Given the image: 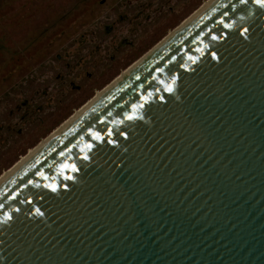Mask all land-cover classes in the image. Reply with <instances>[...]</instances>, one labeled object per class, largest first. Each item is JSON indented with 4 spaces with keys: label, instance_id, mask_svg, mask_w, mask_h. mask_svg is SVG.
<instances>
[{
    "label": "water",
    "instance_id": "1",
    "mask_svg": "<svg viewBox=\"0 0 264 264\" xmlns=\"http://www.w3.org/2000/svg\"><path fill=\"white\" fill-rule=\"evenodd\" d=\"M0 264H264V0H215L3 180Z\"/></svg>",
    "mask_w": 264,
    "mask_h": 264
},
{
    "label": "rangeland",
    "instance_id": "2",
    "mask_svg": "<svg viewBox=\"0 0 264 264\" xmlns=\"http://www.w3.org/2000/svg\"><path fill=\"white\" fill-rule=\"evenodd\" d=\"M207 1L0 0V176Z\"/></svg>",
    "mask_w": 264,
    "mask_h": 264
},
{
    "label": "bare ground",
    "instance_id": "3",
    "mask_svg": "<svg viewBox=\"0 0 264 264\" xmlns=\"http://www.w3.org/2000/svg\"><path fill=\"white\" fill-rule=\"evenodd\" d=\"M215 0H208L204 6L198 10V12L191 18L189 19L183 26H181L180 28H178L176 31L169 33V36L167 37V39L162 42L159 46H157L154 50H152L149 54H147L146 56L143 57L142 61L139 64H135L134 66H132L125 75H123L121 78H119L118 80H115L114 83L112 84L111 88L113 86H115L119 81H121L124 77H126L130 72H132L136 67H138L143 61H145L151 54H153L158 48H160L165 42H167L171 37H173L177 32H179L184 26H186L190 21H192L196 16H198L203 10H205L209 5H211ZM111 88H108V90H110ZM107 92V90H103L102 92H100L96 98H94L83 110H81V112H79L78 114L74 115L73 118L70 120L71 122L78 117L82 112H84L89 106H91L95 101H97L101 96H103L105 93ZM70 123V122H69ZM68 123V124H69ZM67 124V125H68ZM67 125H65L63 128H65ZM62 128V129H63ZM62 129L57 130L56 132L50 134L52 136H50L51 138H53L57 133H59ZM50 138V139H51ZM49 139V140H50ZM48 140V141H49ZM44 141V140H43ZM43 141L41 143H43ZM48 141H45L43 145H45ZM41 146V147H42ZM41 147H39L38 149H36L35 151H33L29 156H27L25 158V160L20 163L19 165H17L16 167L12 168L7 174L4 173L2 174L0 177V183L5 180L11 173H13L19 166H21L27 159H29L35 152H37Z\"/></svg>",
    "mask_w": 264,
    "mask_h": 264
},
{
    "label": "flooded vegetation",
    "instance_id": "4",
    "mask_svg": "<svg viewBox=\"0 0 264 264\" xmlns=\"http://www.w3.org/2000/svg\"><path fill=\"white\" fill-rule=\"evenodd\" d=\"M134 61H135V60H134ZM134 61H133V62H134ZM130 64H131V63H130ZM130 64H129V65H130ZM129 65H128V66H129ZM124 69H125V68H124ZM124 69H123V70H124ZM123 70H122V71H123ZM122 71H121V72H122ZM121 72H120V73H121ZM117 75H118V74H117ZM117 75H116V76H117ZM116 76H115V77H116ZM109 82H110V81H109ZM109 82H108V83H109ZM104 86H105V85H104ZM104 86H103V87H104ZM103 87H102V88H103ZM100 89H101V88H100ZM98 90H99V89H97V90L95 91V93H96ZM95 93H94V94H95ZM94 94H93V95H94ZM93 95H92V96H93ZM83 104H84V103H83ZM83 104H82V105H83ZM79 107H80V106H79ZM79 107H78V108H79ZM75 110H76V109H75ZM75 110H74V111H75ZM74 111H73V112H74ZM66 119H67V118H66ZM61 123H62V122H61Z\"/></svg>",
    "mask_w": 264,
    "mask_h": 264
}]
</instances>
